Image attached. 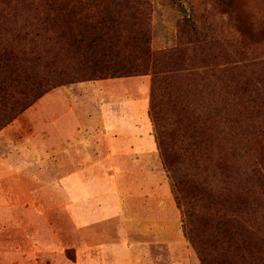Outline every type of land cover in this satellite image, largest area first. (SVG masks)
I'll list each match as a JSON object with an SVG mask.
<instances>
[{
  "label": "rangeland",
  "instance_id": "obj_1",
  "mask_svg": "<svg viewBox=\"0 0 264 264\" xmlns=\"http://www.w3.org/2000/svg\"><path fill=\"white\" fill-rule=\"evenodd\" d=\"M73 1L81 30L111 15L141 27L148 69L51 85L25 107L23 86L13 92L19 110L0 109V264H264V0ZM44 2L0 0V47L29 57L42 45L62 50L34 9ZM191 20L195 32L182 28ZM25 31L38 33L36 42L17 43ZM176 48L185 54L171 87L185 91L189 128L210 133L201 116H220L218 160L236 164L221 171L215 155L181 149L175 110L164 104L172 166L189 185L182 204L151 111L154 62ZM65 58L77 67L84 57ZM42 63L32 73L48 77ZM236 176H253L246 204H238L246 195L232 187Z\"/></svg>",
  "mask_w": 264,
  "mask_h": 264
},
{
  "label": "trees",
  "instance_id": "obj_2",
  "mask_svg": "<svg viewBox=\"0 0 264 264\" xmlns=\"http://www.w3.org/2000/svg\"><path fill=\"white\" fill-rule=\"evenodd\" d=\"M67 1L59 4L52 2V0H45L44 3L34 8L38 11L37 13H40L38 18L40 22L50 25L52 33L57 32L54 35H49L47 40L61 45L62 50L58 51L53 45L50 47L42 45L40 49L36 50L35 54L29 57L26 55V52L16 46H10L9 48L5 46L0 47V109H8L13 112L19 110L12 98L13 92L18 91V88H23V86L25 89L19 92L24 95V99L26 98L23 105H21L25 107L28 102L37 98L40 93L45 91L46 87L51 85L74 82L81 78L100 79L138 75L143 74L148 69L149 55L145 46L147 37L146 32L141 27L138 29L133 24L121 27L120 17L118 15H111L107 19L93 20L91 24L84 25L85 30H81L79 26L82 25V21L78 17L79 12L75 10L78 7L77 3L73 0ZM86 5L90 8L95 7L97 4L91 3L84 4L83 6ZM39 6H42L45 11L41 12ZM112 6L118 7L119 4L113 2ZM90 18L95 19L94 14H91ZM195 27L192 20L190 23L187 22L182 25V28H186L188 32L190 29L194 30ZM90 33H92L91 36ZM31 34L26 31L23 34H17L15 36L17 43L20 44L29 38L33 42H36L35 37H38L39 34L34 33L32 36ZM128 42L135 44L131 49L134 52L136 51L135 53H131L129 50L127 53L122 52ZM198 43L206 45V42L203 43L202 39H198ZM203 47L204 45H200L201 49ZM29 53H33L32 49ZM184 54L185 50L177 48L159 53L154 62V69L156 67L154 81H157L154 82L152 87L151 102L152 117L155 124L158 125V148L162 153L166 169L173 176L178 204H182L183 193L185 189L189 188V185L187 180L181 178V175L172 166V163L175 162V157H173L170 146H166L164 138L167 132L165 128L168 120L167 114L163 111L164 104L171 105L175 110V120L172 122V124H175V132L178 131L176 133L172 132V135L178 139L175 144H178L184 151L192 148L205 152L207 155H215L217 158L211 161V163L218 170H234L236 166V164L220 162L218 160L226 145V142L222 140V136L219 135L220 116L216 114L215 116L210 114L201 116V122L204 124L209 123L213 126L210 133H206L201 129L192 130L189 128L190 116L188 115V110L190 107L185 97V91L179 92L176 89H172V87L174 88L172 81L176 80L177 75L170 74L171 71H177L178 67H175L174 64H181ZM75 55L84 57L83 60L77 63V67L64 65L62 59L65 57L74 59ZM27 62L34 66L30 68ZM47 62L50 66L46 72L48 77H44V75L40 77L37 75V72L32 73L36 66ZM157 66L169 74L161 77V70ZM29 84L32 85L29 86ZM245 137H247V134ZM192 139L194 142H190ZM244 139L249 141L247 138ZM253 176L249 179L248 177L244 178V180H238L237 176L233 178L232 187L246 195L245 200H240L238 204L241 202L246 204V198L255 194L256 186L254 187L253 185ZM257 186L261 194L264 195V185L260 183Z\"/></svg>",
  "mask_w": 264,
  "mask_h": 264
}]
</instances>
